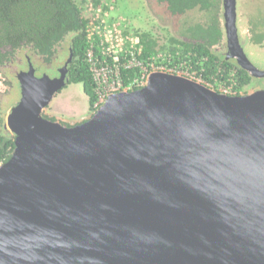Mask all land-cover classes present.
<instances>
[{
  "label": "water",
  "instance_id": "obj_1",
  "mask_svg": "<svg viewBox=\"0 0 264 264\" xmlns=\"http://www.w3.org/2000/svg\"><path fill=\"white\" fill-rule=\"evenodd\" d=\"M241 68L264 72L238 38ZM0 164V264H264V91L152 72L72 126L44 117L69 80L19 77Z\"/></svg>",
  "mask_w": 264,
  "mask_h": 264
},
{
  "label": "trees",
  "instance_id": "obj_2",
  "mask_svg": "<svg viewBox=\"0 0 264 264\" xmlns=\"http://www.w3.org/2000/svg\"><path fill=\"white\" fill-rule=\"evenodd\" d=\"M148 1L151 5L163 7L169 19H177L198 10L210 11L214 3L213 0ZM90 2L95 10H106L104 0ZM87 3L88 0H0V57L5 56L1 49L8 47L34 46L41 53H49L53 46L69 37L74 54L70 65V84H82L89 108L96 112L99 95L89 56L93 52L100 61L103 58L100 54V39L98 36L89 37L90 20L84 17L83 10ZM153 9L155 12L158 10L156 7ZM180 33L188 41L172 37L168 47L161 49L169 56L171 67L186 63L191 72H195L204 82H218L224 86L234 84V96H241L240 93L250 82L248 73L235 64L225 62L211 48L223 39L221 28L213 23L209 28H184ZM139 37L134 56L141 65L148 67L160 53L159 44L147 33ZM124 56L119 67L122 86L129 91L139 90L143 86H137L135 82L142 78L143 71L140 67H128ZM127 59L131 57L127 56ZM108 64L112 66V60ZM14 150V139L0 133V164L7 163Z\"/></svg>",
  "mask_w": 264,
  "mask_h": 264
},
{
  "label": "rangeland",
  "instance_id": "obj_3",
  "mask_svg": "<svg viewBox=\"0 0 264 264\" xmlns=\"http://www.w3.org/2000/svg\"><path fill=\"white\" fill-rule=\"evenodd\" d=\"M106 10H95L90 0L84 6V17L89 22V37L98 36L100 39V54L102 61L91 52L89 59L97 84L99 101L109 94L128 89L122 86L119 77V67L123 54L128 67H140L144 80L136 81L137 86H144L148 76L152 72H167L180 75L204 84L209 88L223 94L234 96L236 94L233 85L224 86L218 82L206 83L191 72L186 63L171 67L169 56L161 49L168 47L172 37L179 38V29L184 19L170 20L163 7L151 5L148 0H104ZM244 9L240 7V25H251L256 35L264 34V0H245ZM241 6V5H240ZM158 10L155 12L153 9ZM247 12L250 17H248ZM188 22L198 19L196 13L186 18ZM185 19V21H186ZM147 33L157 40L160 53L151 64L141 65L134 56L140 42V34ZM127 56L131 59L128 60ZM264 56V52L262 53ZM112 60L111 66L108 62ZM159 62V63H158ZM255 63V62H254ZM258 68L262 69L258 63ZM247 90L242 91L243 93ZM254 91H249L252 93ZM95 112L89 108V100L85 95L82 84H70L62 92L57 94L50 106L44 111V115L52 119L65 122L72 126L80 124L93 116Z\"/></svg>",
  "mask_w": 264,
  "mask_h": 264
},
{
  "label": "flooded vegetation",
  "instance_id": "obj_4",
  "mask_svg": "<svg viewBox=\"0 0 264 264\" xmlns=\"http://www.w3.org/2000/svg\"><path fill=\"white\" fill-rule=\"evenodd\" d=\"M213 1L214 3L210 11L198 10L180 17V19H184V22H182L181 28L179 29V39L188 41V39L182 37L180 33L184 28L188 29L192 27L197 29L199 26L209 28L213 23H216V25L222 30L223 39L220 43L211 47L213 52L225 62L235 64L241 68L237 59L233 57L236 54V50L234 51L232 49L228 41L225 25L226 10L224 0ZM244 3H246L245 0H236V26L239 43L249 62L254 67L264 72V56H262V53L264 52V34L256 35L255 33L254 36V31L251 25H240V7L244 9ZM193 13H196L198 19L193 20V22H188L186 18ZM247 15L250 17L248 12ZM215 20H217V22ZM1 51L5 56L2 58L0 57V133L10 135L15 142L16 136L11 134L6 128V122L8 115L11 113L12 109L19 104L22 98V88L19 77L33 69L34 75L38 79L47 76L50 79L55 80L60 79L62 75H65L69 80L68 85H70V65L74 60V54L69 37H66V39L63 42H60L59 45L53 46L51 52L45 54L36 50L34 46H22L20 48L8 47L7 49L2 48ZM256 63L262 66V69L258 68ZM248 75L250 77V82L242 90H247V92L243 94L247 95L249 94V91H264V77H254L250 75V73H248ZM64 89H62V91ZM240 94L241 96H244L242 93ZM44 117L51 121H58L64 126H69L66 125L65 122L57 119H52L45 115Z\"/></svg>",
  "mask_w": 264,
  "mask_h": 264
},
{
  "label": "built area",
  "instance_id": "obj_5",
  "mask_svg": "<svg viewBox=\"0 0 264 264\" xmlns=\"http://www.w3.org/2000/svg\"><path fill=\"white\" fill-rule=\"evenodd\" d=\"M143 80H144V78H142ZM122 90H119V92H121ZM117 93V92H116ZM110 95V94H109ZM108 95V96H109ZM108 96H105L104 97V99H102L101 101H99V103H98V105L97 106H99V108H100V106H102L103 104H104V102L106 101V99L108 98ZM98 108V109H99Z\"/></svg>",
  "mask_w": 264,
  "mask_h": 264
}]
</instances>
